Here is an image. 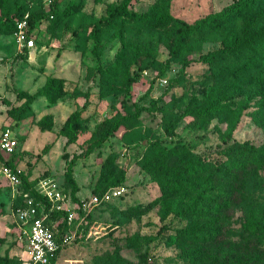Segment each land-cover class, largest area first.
Masks as SVG:
<instances>
[{
    "label": "rangeland",
    "instance_id": "374dc122",
    "mask_svg": "<svg viewBox=\"0 0 264 264\" xmlns=\"http://www.w3.org/2000/svg\"><path fill=\"white\" fill-rule=\"evenodd\" d=\"M123 1L0 0V147L5 133L16 140L0 153L39 191L60 192L73 216L57 264H264V50L229 54L264 35V16L253 9L183 35L185 23L236 0H131L127 14L98 25ZM55 2L28 58L15 60L25 45L7 19ZM213 52L221 58H204ZM74 157L83 207L65 177ZM116 181L129 189L123 198L90 203ZM24 192L0 171V264L27 259Z\"/></svg>",
    "mask_w": 264,
    "mask_h": 264
},
{
    "label": "trees",
    "instance_id": "16d2710c",
    "mask_svg": "<svg viewBox=\"0 0 264 264\" xmlns=\"http://www.w3.org/2000/svg\"><path fill=\"white\" fill-rule=\"evenodd\" d=\"M130 3H131V0H124L121 5L117 6L111 12L110 17H108L106 20L98 21V25L108 24V22L114 20L117 16H120V15H123V14H127L128 13L127 8L130 5ZM253 9L255 10V12L252 13V14L250 13L252 16L253 15H256L257 17L264 16V0H236L233 3L229 4L227 7H225L224 9H222L221 11H218L217 13H215L213 15H208V16L202 18V19H199L194 24H190L189 25V24L185 23L184 24L185 26H181L179 29H180L181 33H183V35H187L189 33L193 34V33L201 32L202 30H205L206 28L211 27V26H219V27H221L223 25L228 24L234 17L246 15L250 11H252ZM57 12H58V5L56 4V2L53 3V5L50 8L49 12L44 10L43 7H40L39 9L31 10L29 12V19H28V22H29V34L32 35V30L36 26L37 21H40V20H43V19H46V18H49V17L53 18L54 14H56ZM24 13H25V11L20 13L19 15H17V16H20V17L17 18L16 20H15L14 17L8 18L6 22L9 23V24H12L13 27L16 29V25H17L19 19L24 15ZM252 22H253L252 18L247 21L246 26H245L246 30L252 24ZM260 29H263V25L260 26ZM94 35H95V37L99 36L98 28H95ZM249 36H250V33L246 32L245 33V37L248 39ZM247 39H246V41H247ZM247 44H248V46L245 48L244 45H247ZM241 45H242V43L239 42L238 46H235V48L229 50V54L233 53V54H241V55H243V54H248V53H246V51H248L250 56L256 57V56L261 54L259 52L260 50H264V47H263V45H264V35L262 33L257 34L256 38L252 42H250V43L248 42V43L244 44L242 46V48L240 47ZM28 56L29 55H28V52L26 51V47H25V54L24 55H21V54L17 55L15 57V60H17L18 58H21V57L24 58V59H27ZM204 58L206 60L212 61V60H218L221 57L219 55H217L215 52H213V53L205 55ZM185 64H188V63H185ZM167 67H168V65L165 64L163 66V69H162L163 71L162 72H164L167 69ZM244 70H246V69H244ZM262 71H263V74H264V68H263ZM136 77L134 79H130L129 80V83H128L129 86L136 79ZM17 95H18V98L22 97V93L20 91H17ZM86 104L87 103H85V105ZM206 110H209V109H206ZM79 115H80L79 113H75L72 116V118L69 119V121L67 122V128H68V132H69L67 144H71V143H73V142H75L77 140L78 133H77L76 126H75L76 125L75 121H76V118ZM167 128H168L169 131L171 130V127H167ZM227 137L228 138L233 137V131L232 130L228 132ZM252 149H253V147L250 148V150H252ZM48 150H49V147L46 146L44 148V151L47 152ZM247 153H248L247 150L242 148L241 149V154H240L241 158L244 157L245 154H247ZM0 156L5 161V164L14 173H16L18 175V177L20 178L21 183H22V185L25 188V192L24 193L28 195L27 197L28 198L32 197L35 200V202H43L46 205V211L49 212V216L51 218H61L62 219L61 224L59 225V228L57 229L58 230L57 238L59 240H61L62 237L65 234H67L68 214H69L68 211L65 210V209H62V210H56V209L50 210L51 202L48 200V197L45 194H43L42 192H40L38 189L35 188L33 183L28 180V178L25 175V173L22 172V171H19L17 169V167H16V165H15V163L13 161H11V160L9 161V160L5 159L2 156L1 153H0ZM75 158L76 157H74L71 160H67V162H66L67 163L66 164V170H65V177H66V180L68 181V183L70 184V186L72 188L71 189V195L73 197L74 202L79 204L80 206H82V200L77 196V193L79 192L80 187H79L78 182H77V180H76V178L74 177V174H73L74 173ZM230 160L232 161V163L234 165H238V166H241L243 164V162H244V160L241 161L242 159H236L235 158L234 160H232V157L230 158ZM199 162H202V161L200 160ZM194 166L186 165L183 168V170H184L183 172H185V174L192 173L193 169H194ZM217 168H218L217 170L219 171V174H217V176L224 177V174L222 173L223 170L220 167H217ZM239 170H241V169H239ZM220 179L221 178H219V180ZM122 183L123 182H118V181L112 182V183H108L104 187V189L102 191L97 192L96 194L102 196L108 189H110L112 187L123 186V185H121ZM128 192H126V193H128ZM225 192L226 191H223L222 193L226 195ZM126 193L121 195L120 197H116V198H113V199H121V198H123L126 195ZM113 199H111L109 201H105L102 204L110 202ZM81 211H82V208H81ZM65 248H66V246L61 247V249L58 251L56 257L49 264H57L58 260L60 258V255H61V253L63 252V250ZM258 252L259 253H264V246L263 245L261 246L260 249H258Z\"/></svg>",
    "mask_w": 264,
    "mask_h": 264
},
{
    "label": "built area",
    "instance_id": "2783aa9c",
    "mask_svg": "<svg viewBox=\"0 0 264 264\" xmlns=\"http://www.w3.org/2000/svg\"><path fill=\"white\" fill-rule=\"evenodd\" d=\"M29 13L23 15L16 25V35L19 42L32 48L35 45V39L33 35L29 34ZM16 148V140L9 133H5L0 151H6L12 153ZM0 171L4 173L14 183H19L21 180L16 173H14L0 156ZM129 189L126 186H117L108 189L102 196L95 194L91 199V204L94 206L100 205L105 201H109L113 198L120 197L128 192ZM48 197L51 202L50 210H62L63 206L59 203L62 200L60 192L50 190L46 188L40 191ZM26 196H28L26 194ZM28 205L22 210L20 214L22 230L27 239V259L24 264H49L56 257L61 247L67 246L71 242V236L65 234L61 240L57 238L58 230L51 227L45 222L49 212L46 211V205L43 202H35L32 197L27 199ZM83 207V206H82ZM86 205L84 209L86 210ZM42 214V216L39 215ZM73 216L68 214V222L72 220Z\"/></svg>",
    "mask_w": 264,
    "mask_h": 264
}]
</instances>
